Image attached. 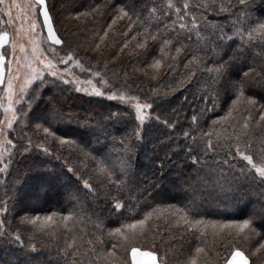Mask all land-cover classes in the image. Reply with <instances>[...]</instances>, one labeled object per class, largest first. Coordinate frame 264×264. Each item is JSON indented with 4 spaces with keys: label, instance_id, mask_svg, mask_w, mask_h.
Wrapping results in <instances>:
<instances>
[{
    "label": "trees",
    "instance_id": "trees-1",
    "mask_svg": "<svg viewBox=\"0 0 264 264\" xmlns=\"http://www.w3.org/2000/svg\"><path fill=\"white\" fill-rule=\"evenodd\" d=\"M6 1L11 3L12 0ZM46 2L57 34L64 41L62 45L55 46L59 56L66 57L71 52L85 69L100 71L112 90L126 91L152 107L149 120L141 125L129 103L108 99V95L86 97L72 92L67 85L53 78H46L50 82L39 90L37 96L34 89L39 88V81L34 83L22 102L24 107L19 105L18 108L20 116L15 127L17 151L3 181L4 199L8 200L10 211L1 218L6 223L10 222V233L19 232L24 248L19 243L0 237V264H72L73 250L67 249V242L75 237L76 247L80 248L82 255L84 249L89 247L86 241H95L97 236H102L104 244L95 243L96 253H89L92 264H108L104 258L108 251L115 254L117 264H121L120 241L114 235L108 236V232L144 219L148 212L153 215L145 222V234L140 242L143 246H149V250L156 253L164 264H184L187 259L184 253L191 250L194 244H199L198 247L203 248L212 259L209 263L202 259V264H225L236 249L245 254L249 264H264V248L256 251L260 244H264V183L254 170L249 172V166L242 158L234 156L235 149L232 147L239 142L241 150L251 154L256 162L264 155L259 142L264 138V121L259 119V114L264 112V80L256 77L255 73L250 74L245 96L241 97L238 105L239 111L234 112V118L212 129L211 150L199 140L192 145V154L203 157L204 163L192 165L187 153L190 141L183 138L184 130H191L192 135H198L201 129L207 132L213 120L225 115L232 99L236 98L231 90H227L229 82L241 79L249 66L257 70L264 66V47L256 46L247 48L242 54L235 53L240 59L228 67L224 78L214 87L210 75L202 69L214 60L216 63L228 60L240 41L237 39L234 43L219 46L222 47L219 57L211 51L210 46L207 51L200 48L199 55L205 64L199 68L189 65L186 69L184 65L195 54L197 42L195 35L191 41L181 35L180 39L186 45L184 52L175 61L169 59L161 77L155 81L144 72L135 70L132 62L143 67L148 63V58H163L159 40L148 38L141 53L131 52L130 48L138 42L144 43L150 34L157 32L159 22L155 17H149V9L157 7L159 15L164 0ZM175 2L180 6L181 0ZM121 8L129 16L109 27L117 19ZM250 11L254 21L257 18L264 20V0H254ZM78 14L92 19L87 25L96 34H93V38L91 33L82 35L91 37L90 43L83 42L79 34L80 22L72 19ZM226 18L227 14L208 16L210 21L217 23H223ZM175 19V15H172L171 20ZM171 20H165L169 27L172 26ZM6 21L7 15L3 5H0V30L8 28ZM160 27L163 28V24ZM105 30L107 36L103 35ZM225 30L231 34L230 28ZM173 36L174 32L168 33L169 38ZM122 58L123 61H120ZM113 59L122 63L113 64ZM191 70H195V76L181 86L178 82L184 80ZM89 73L83 71L81 77ZM213 91L219 97L214 109ZM205 96L208 97L207 102ZM247 97H251L255 104H248ZM29 100L32 102L31 109L27 108ZM54 108L58 110L55 119L52 117ZM201 108L212 110L201 113ZM24 111L27 112L26 116L22 114ZM194 114H199L201 118L192 128L190 119ZM249 115L252 119L246 130L248 134L241 135L240 141H237L236 135L242 133L241 125ZM165 120L175 122V127H168ZM97 122L99 127H89ZM37 124L50 128L55 135L45 134L42 128L36 127ZM29 137L32 141L30 150L24 151ZM57 137L75 143L61 144ZM249 140L252 147L245 149L244 145ZM44 147L49 149L48 153L43 151ZM229 147H232L234 158L229 157ZM84 153L89 154L87 158ZM100 159H107L116 176L124 181L120 189L96 172V161ZM119 159L128 162L126 176L116 167ZM224 159H229V165L223 164ZM69 167L73 169L72 172L68 171ZM221 168L225 173L223 179L219 175ZM241 169L244 171L241 172ZM218 179L225 189L231 190L221 191L216 184ZM84 180H88L94 191L84 187ZM25 186H29L28 191L32 188V193L16 195ZM69 197L73 202L67 205ZM36 200L40 205H30ZM116 200L124 205L122 209H115ZM175 208L188 210L189 220H202L204 223L190 228L184 223L177 224L178 216H174L173 220L167 219V213H172ZM70 214L72 219L64 221L63 217ZM48 216L52 220L48 221L47 228L40 229L37 223H21L22 217L44 219ZM248 218L252 220L254 232L246 230L242 235H237L233 229L226 234H218V230L222 229L218 226L212 233V240H205L208 246L204 245L206 231L202 227L205 225L212 227V221L220 225ZM33 244L36 246L35 252L30 249ZM113 245L116 247L113 248ZM61 250H66L68 255L65 256ZM77 264H81L79 258ZM82 264H88V258Z\"/></svg>",
    "mask_w": 264,
    "mask_h": 264
},
{
    "label": "snow or ice",
    "instance_id": "snow-or-ice-1",
    "mask_svg": "<svg viewBox=\"0 0 264 264\" xmlns=\"http://www.w3.org/2000/svg\"><path fill=\"white\" fill-rule=\"evenodd\" d=\"M254 0H181L180 6H177L175 0H164L163 10L160 11L159 15L157 7L153 6L149 9V17H155V19L159 22L157 24V32L155 34H150L149 37L145 39L144 43L138 45V47H144L147 39L150 38L153 41L159 40L160 42V52L163 57L167 58L170 56L172 48H175V54L172 55L171 59L173 61L177 60V57L184 52L186 45H184L180 39L181 35H185L186 38L191 41L192 36L195 35L197 47L194 49V53L191 59L184 65L187 69L189 65H196L197 68L201 67V65L205 64V60L200 57L199 50L200 48L205 49L206 51L211 47V51L219 57L220 51L222 47L228 45L229 43H234L237 39L240 43L237 45V48L234 50V54L228 58V60H224L221 63H216L215 60L211 65H207L202 70L207 71L211 77V83L215 87L220 83L222 78H224L228 67L235 61L240 59V56L235 53H243L247 50V48H252L256 46L264 47V20L257 18L255 21L253 20L251 14V7ZM6 0H0V5H5ZM15 7L19 9V13L16 19H23L28 22L27 32L35 33L36 29L40 27L38 24V17H43V27L47 29V37L48 41H51L53 45H62L64 41L57 34V30L54 27L53 16L51 15L50 8L46 0H27V3L22 7L21 5L16 3V0H12L10 5H7L6 15L8 17L6 23L11 25L13 23L12 16V8ZM121 17L129 16V13L125 11L123 8L120 9ZM209 14L220 16L222 14H227V18L223 23H217L215 21H210L208 19ZM175 15L176 19L171 20V16ZM130 18V17H129ZM165 20H171V27H169L168 23H165ZM116 20H113L115 23ZM163 24V28L160 25ZM111 27V25L109 26ZM226 28L231 29V34L226 31ZM22 29L17 30V35ZM169 32H174L175 36L172 38L168 37ZM107 35V33H105ZM215 37V39H213ZM103 39V38H101ZM135 39V37H133ZM32 55L31 58L25 52L24 45L17 44L15 41H11V55L15 57L17 64L20 63V58L16 57V49L19 47L22 53H25L24 59L27 62L26 67L30 69L29 73H26L24 76L23 82L20 84L19 89H17L16 82L20 79V72L17 69L15 72L13 71V64L11 60H8L6 63V58L9 55V52L6 45L10 43V33L8 31L0 30V86L2 87L3 95H0V109L3 110L4 117L0 119V163L3 162L5 153L9 155L12 154V150L17 146L13 143L11 139L8 138V131L13 129L14 122L18 121V112L16 105H21V108L24 107L22 103L25 99V96L29 93V90L32 89L35 82L39 81V88L34 89L37 92V96L39 94V90L42 89L48 81L45 78V72L48 73L49 76L57 78L63 83H73L75 85V89L78 92H86L96 96H104L106 93L101 90V87H111L108 81L104 78L100 71H92L91 68L85 69L84 65L81 64L79 59H75L74 55L69 52L66 57H55L56 49L50 48L54 54V58L50 59L44 55V49L41 48L39 39L35 36L32 37ZM126 46V45H125ZM99 47V45H97ZM44 56L43 59L41 57ZM71 62L76 67H79L82 71H88L91 73L92 78L87 80H80L76 77L72 72L70 67H64L63 69L59 68L58 65H69ZM43 65V68L35 67V64ZM162 65L161 59H154L153 63L150 65L153 69H159ZM255 73L256 77H261L264 80V66H262L259 70L256 67L249 66L247 71L242 73V77L239 80H232L228 84V89L231 90L235 94V99H232L231 106L228 107L227 112L224 116H220L218 119L212 121V126L209 131L205 132L203 129L200 130L198 135H192L191 130L183 131V138L186 141H190L189 146L187 147V153L190 156V160L192 165H200L204 163L203 157L198 155H193V147L197 143V140L204 143L205 148L211 150L213 147L212 141V129L215 128L217 124L221 122L227 121L230 118H234V112H238V105L240 103L241 97L245 96V87L247 78L250 74ZM65 74L72 76V80L65 79ZM195 76V70L189 71L187 77L184 80L179 81L178 83L182 86L186 81L190 82L192 77ZM99 78V84L101 87L97 86V83H94V79ZM226 90V91H227ZM205 91H207V87H205ZM19 93V94H18ZM108 99L111 100H120L124 103L132 104L135 109L136 119L140 122L141 125L144 124L147 116L144 112V109H149L152 107L151 104L141 103L139 97L130 96L126 91L115 89L107 94ZM212 96V105L213 109L218 105V95L216 91L211 93ZM37 97H33L35 99ZM205 102H207L208 97H204ZM247 102L250 105H254L255 101L251 97H247ZM32 102L29 100L27 102V108L31 109ZM212 110L207 108H201V113ZM24 116L27 115V112L24 111L22 113ZM58 114V110L53 109L52 117L56 118ZM201 116L199 114H194L191 116L190 123L192 128H195L200 120ZM157 120L160 119L159 116L156 117ZM252 117L249 115L246 119H244L241 129L242 133L236 135V140L240 141L241 135H247V129H249V120ZM260 121H264V112L259 114ZM164 123L170 127H175V122L169 123L167 120ZM36 127L38 129L42 128V131L47 135H55L51 132L50 128L43 127L41 124H37ZM89 127H99V122L95 125H89ZM137 138L139 139V130H137ZM219 138V137H217ZM60 140L61 144H69L72 145L75 142L68 139H63L57 137ZM261 144V152L264 153V138L260 139ZM32 141L31 138H28V146L25 147L24 151H29L31 147ZM36 147L40 148L42 145H36ZM232 147L235 149L234 156H238L242 158L243 161L247 162L249 167V172L253 171L260 178V181L264 183V155L260 156L259 162L254 160V157L249 154L247 151L241 150V145L239 142L235 143ZM232 147H229V157L234 158L232 153ZM252 147V141L249 140L245 143L244 148L250 149ZM43 151L45 153L49 152V149L44 147ZM207 153H205L206 155ZM85 157H88V153H84ZM93 159H95L93 157ZM11 161H9V164ZM97 167L96 172L100 177L106 179L109 184H114L117 189H120L124 184V181L116 176L113 171L112 166L108 163L107 159H100L96 161ZM224 165H229V159L223 160ZM8 164H4L3 167H0V173H4L8 169ZM116 167L119 168L120 173L123 176L127 174L128 162L125 159H119L116 163ZM69 172H72L73 169L69 167ZM241 172L244 170L241 169ZM220 179H223L225 173L223 168L220 169ZM220 179L216 181L217 187L221 189V191H230L231 189H225L224 185L220 183ZM84 187L89 189V191H94L93 186L89 184L88 180L83 181ZM114 207L116 210H120L124 207V205L116 200ZM10 211V207L8 204V200L0 202V217L7 215ZM153 215L152 212H148L145 214L144 219L135 220L133 223L122 225L121 228L111 229L108 232V236L118 235L122 237L124 240L129 238V234L135 236L136 234H143V229L145 226V222ZM173 216H178L176 223L179 224L183 222L188 225L190 228H196L197 226L203 224L202 220H189L188 218V210L175 208L172 212ZM72 219L71 214L69 216L63 217L64 221H68ZM40 220V217H22L21 223L25 221L29 224L35 225L36 222ZM45 221H51L52 217L48 216L44 218ZM211 226L215 229L218 226L220 228H229L235 229L237 234L244 233L246 230L248 232H254L255 229L252 228V220L250 218L243 219L242 221H230L227 224L218 225L217 222H210ZM10 226V222L5 221V219L0 218V237L8 238L12 243H19L20 247L23 249L24 244L21 239V235L19 232L10 233L8 231V227ZM46 225H41V227H45ZM67 226V225H66ZM99 227V225H97ZM207 227V225H205ZM122 228L127 229L128 232L122 231ZM88 244V248L84 249L83 254L81 255V250L79 247H76V238L73 237L70 241L67 242V249H72V264H77V260L83 262L85 258H88V264H92L91 259L89 258V253L95 254L96 248L95 243H99L100 245L104 244V239L102 236H97L95 241L92 239H88L86 241ZM113 248L116 245L112 246ZM261 248H264V244H260L256 249L258 252ZM30 249L32 252L36 251V246L30 245ZM64 252V255L67 256L68 252L66 250H61ZM204 252L203 248L197 247L194 250V254H191L188 259L185 261V264H198L199 255ZM147 257L150 261V264H157L156 254L151 251H141L140 249L133 248L132 249V259L134 262H137V256ZM108 255H112L111 252ZM233 259L239 258V264H249L248 258L245 254L236 249L232 253ZM99 259V257H96Z\"/></svg>",
    "mask_w": 264,
    "mask_h": 264
},
{
    "label": "rangeland",
    "instance_id": "rangeland-1",
    "mask_svg": "<svg viewBox=\"0 0 264 264\" xmlns=\"http://www.w3.org/2000/svg\"><path fill=\"white\" fill-rule=\"evenodd\" d=\"M11 3H12V1H11ZM11 3H9V2L6 1L5 5H3V11H4L5 14H6L7 10H8L7 9V5H10ZM16 3L19 4V5H21L23 7L27 2L25 3L23 0H16ZM18 13H19V9L13 7L12 8L13 23L11 25L8 24V28L5 27L4 29H2L4 31H8L10 33V43H9V45H6L5 46L7 48V50H8V52H9V55L6 58V63H7L8 60H11L12 61V64H13V71L15 72L17 69H19V72H20V79L16 82L17 89H19L20 84L24 80L25 74L26 73H29L30 72V69L26 67V63L27 62L24 59L25 53H22L20 51L19 47H17V49H16V57H19L20 58V63L17 64L15 57H13L11 55V41H15L18 45L19 44L24 45L25 52L27 53V55L29 56V58H31V55H32V42H31V40H32V37L33 36H35L36 38L39 39L40 46H41L42 49H44V55L47 56L50 59H53L54 58V54L51 51H49V49L50 48H55V46H57V45H53L51 43V41H48L46 39V37H47V29L45 27H43V17L42 16H39L40 18L38 17V20H40L39 21L40 22L39 23L40 27H38L36 29V32L33 34L31 32H27L26 31L27 28H28V22L27 21H25L23 19H16ZM7 19H8V17H7ZM72 19L80 22V26H81L80 28L81 29L79 30V34H81V37L83 38V42H85V44H87V42L90 43V41L93 38V34L94 35L96 34L94 32V30L91 29L92 27H90V26L87 25V23L90 22V20L92 21L91 17H85V15H79L78 14V15L72 16ZM122 19H123V17H121V13H119L117 19H115L116 22L115 23H112L111 26H113V24L114 25L118 24L119 21L122 20ZM18 29H22L19 32V35H17V30ZM88 33H91L92 34L91 35L92 38L91 37L87 38V37L82 36V35H85V34H88ZM105 33H107V30H105L103 32V35H105ZM101 35H102V33H101ZM139 44H141V43L138 42L135 47H131L130 48L131 49V52L136 51V52L141 53L142 52V49H144V47H138ZM172 55H176L175 54V49L171 52L170 58L169 57H167V58H165V57L161 58V60H162V65L161 66L162 67H160L159 69H153V68L150 67V65L153 63V59H154L153 57L148 58V60H147L148 63L145 64L143 67H139V65H137L135 62H132L133 68L135 70L140 71V72H144L145 74H147L149 76V78H151L152 80H155V79H158L159 77H161L162 73L164 72L165 68L167 67L166 66L167 62H169V59L171 60V56ZM55 57H61V56H59L57 53H55ZM43 58H44V56L41 57V59H43ZM123 59L124 58H122L120 61H123ZM125 60H127V59H125ZM188 61L189 60H187L186 62H188ZM111 62H113V64H119V63L121 64L122 63V62H119L117 59H113ZM81 64H83V63H81ZM34 66L35 67H39L41 69L43 68V65H40L38 63L35 64ZM58 67L61 68V69H63L64 67H70L71 72L76 77H78L80 80H87V79L92 78L91 73L87 74L86 76H84V78H82L81 76L83 75V71L79 67H76L75 65H73L71 62H69V65L60 64V65H58ZM135 67H139V68H135ZM84 68H86V67L84 66ZM156 70H158V71H156ZM45 78H48V79H50V78L56 79L57 81H59L63 85H67L72 92L81 94V95L86 96V97H97L96 95H92V94H89V93H86V92H78V91H76L75 85L73 83L65 84V83H63V81H61V80H59L57 78H54V77L49 76L47 72H45ZM65 79H68V80L71 81L72 80V76H69V75L65 74ZM94 83H97V86L98 87H101V85L99 84V78H95L94 79ZM2 87L3 86H1V95H3ZM103 89H106L107 91H110L111 88L110 87H108V88L101 87V90H103ZM106 90H104V92L106 93V95L108 93H110L111 91H113L112 89H111L110 92H107ZM130 105H131L130 106L131 109L135 113L134 107L132 106V104H130ZM15 107L17 108L18 120H19V116H20L19 115V109H18L19 108V105H16ZM149 110H150V108L149 109H144V112H145V114L147 116V118H146V120H145L144 123H146L149 120V118H150V116H149ZM135 116H136V113H135ZM3 117H4L3 110L0 109V119H3ZM17 122L18 121L14 122L13 129L7 130L8 131V138L11 139L14 144H16V141L18 139L17 138L16 130H15V127H16ZM138 123H140V122L138 121ZM16 146H17V144H16ZM16 151H17V147L12 150V154L11 155H9L8 153H5L3 162L0 163V167H3L4 164H8L9 165L6 172L0 173V199H2L1 202L5 200L4 199V194H3V181L7 178V175L9 173L11 164H12V162H14V154L16 153ZM9 161H11L10 164H9ZM245 163H247V162L245 161ZM61 179L63 181V177H61ZM34 184H35V182H34ZM17 186L19 187L20 185L17 184ZM28 187L29 186H25L23 189L19 190V192L16 193V195L23 194L24 192L32 193V188H30V190L28 191V189H27ZM64 192L65 193H68V191L66 189H64ZM64 192L62 191V193H64ZM71 202H73L72 201V198L69 197L67 199V205H68V203H71ZM37 204L40 205L39 200H36V202H33V204H30V205L37 206ZM30 205H28V206H30ZM167 208L169 210V207H167ZM166 218L167 219H170V220H173L174 219V216L170 212V213H167ZM36 223L38 224V226H39L38 228H40V229H42L41 225H46L45 228H47V226H48L47 224H49L48 221H45L44 219H41V218ZM182 223L183 222H181V224ZM52 226H53V224H51V227ZM121 227H119V228H121ZM175 227H177V226H175ZM197 227H199V226H197ZM202 228L206 231V236H205V239H204V242L203 243H204V245L208 246V244L205 242V240H209V241L212 240V238H213V234L212 233L215 230H217V228L214 229L213 227H209V226L202 227ZM230 230H233V229L222 228V229L218 230L217 233L218 234H226ZM122 231H124L126 233L128 232V230L127 229H124V228H122ZM144 234H145L144 233V230H143V234H139V232L135 236H132L131 234H129V238L127 240H124L122 237L114 234V236H116V238L119 239V241H120V248L122 246V252H121V254L123 256V259H121V261H122L121 264H133V262H132V249L133 248L140 249L141 251H151V250H149V246H145V245L143 246L142 243L140 242V240H141V238H142V236ZM240 234L242 235L243 233H240ZM198 245L199 244H194V246L192 247L191 250L185 251L184 255L186 256L187 259H188L187 254H190V255L191 254H194V250L198 247ZM109 252H111V251H108V253ZM151 252H153V251H151ZM104 258L107 260L108 264H117L118 257L115 254H113V253L110 256L107 254L106 256H104ZM156 258H157V262L159 264H164L163 262H161L159 260L157 254H156ZM202 259H204L208 263L212 261V259L210 258L209 254H207L205 252H202L199 255L198 264H202ZM184 264H185V262H184ZM225 264H239V258L237 257L236 259H233V256L231 254V257L228 258V260L226 261Z\"/></svg>",
    "mask_w": 264,
    "mask_h": 264
},
{
    "label": "crops",
    "instance_id": "crops-1",
    "mask_svg": "<svg viewBox=\"0 0 264 264\" xmlns=\"http://www.w3.org/2000/svg\"><path fill=\"white\" fill-rule=\"evenodd\" d=\"M132 262L133 264H150V261L147 257L139 256V254L137 256V262H134L133 259H132ZM157 264L159 263L157 262Z\"/></svg>",
    "mask_w": 264,
    "mask_h": 264
}]
</instances>
